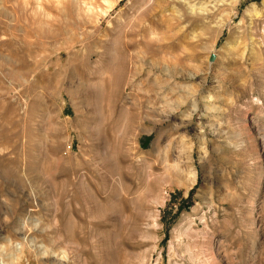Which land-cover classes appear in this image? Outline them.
Segmentation results:
<instances>
[{
  "label": "rangeland",
  "instance_id": "rangeland-1",
  "mask_svg": "<svg viewBox=\"0 0 264 264\" xmlns=\"http://www.w3.org/2000/svg\"><path fill=\"white\" fill-rule=\"evenodd\" d=\"M0 264H264V0H0Z\"/></svg>",
  "mask_w": 264,
  "mask_h": 264
},
{
  "label": "bare ground",
  "instance_id": "bare-ground-1",
  "mask_svg": "<svg viewBox=\"0 0 264 264\" xmlns=\"http://www.w3.org/2000/svg\"><path fill=\"white\" fill-rule=\"evenodd\" d=\"M189 181L193 180V173L190 175V177L188 178ZM206 234V233H205Z\"/></svg>",
  "mask_w": 264,
  "mask_h": 264
}]
</instances>
